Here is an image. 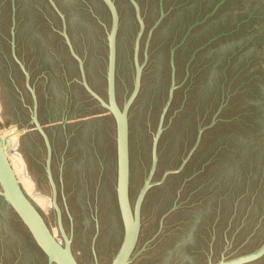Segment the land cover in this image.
Masks as SVG:
<instances>
[{"label": "water", "instance_id": "obj_1", "mask_svg": "<svg viewBox=\"0 0 264 264\" xmlns=\"http://www.w3.org/2000/svg\"><path fill=\"white\" fill-rule=\"evenodd\" d=\"M0 264H264V0H0Z\"/></svg>", "mask_w": 264, "mask_h": 264}, {"label": "bare ground", "instance_id": "obj_2", "mask_svg": "<svg viewBox=\"0 0 264 264\" xmlns=\"http://www.w3.org/2000/svg\"><path fill=\"white\" fill-rule=\"evenodd\" d=\"M13 133H15L14 131L11 132V134L9 135L12 139V141L15 139ZM3 136V135H2ZM1 136V137H2ZM0 137V138H1ZM5 144V143H4ZM17 153V152H16ZM9 154V153H8ZM15 155L14 157L17 158L18 161V165L14 166L11 162L12 168L14 170V173L16 174V177L19 181V183L21 184V186L23 187L24 191L26 192V194L32 198L33 201H35L38 206L43 210L46 211L48 208V199L46 196L41 195V194H35L34 193V182L33 179L26 175L23 171H24V167H25V161L24 158L19 154H13ZM13 157V156H12ZM13 157V158H14ZM14 161V160H13Z\"/></svg>", "mask_w": 264, "mask_h": 264}, {"label": "rangeland", "instance_id": "obj_3", "mask_svg": "<svg viewBox=\"0 0 264 264\" xmlns=\"http://www.w3.org/2000/svg\"><path fill=\"white\" fill-rule=\"evenodd\" d=\"M36 128H37L36 125L28 127V128H25V127L18 128L17 122H15V123H13V124H11L9 126H6L4 124V120H3L2 116L0 115V137L3 135L1 137L2 140H3L1 144H2V146L4 148V151L6 152V155H7L8 159H9L10 163L11 162H12V164L14 163L13 164L14 166L18 165V161H17V158L14 157L15 155H13V154H17L13 150V148H14L15 144L17 143V141L19 140L20 135L23 134L24 132L28 131V130L36 129ZM12 131L15 132V133H13L14 138H15L13 141H12V139H10L11 137L9 136Z\"/></svg>", "mask_w": 264, "mask_h": 264}]
</instances>
